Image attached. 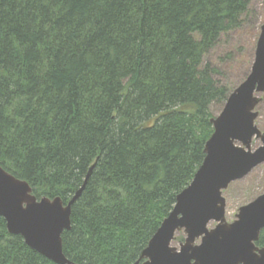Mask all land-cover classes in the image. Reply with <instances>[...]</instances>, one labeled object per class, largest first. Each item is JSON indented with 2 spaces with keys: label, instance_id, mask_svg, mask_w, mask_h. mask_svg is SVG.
<instances>
[{
  "label": "trees",
  "instance_id": "1",
  "mask_svg": "<svg viewBox=\"0 0 264 264\" xmlns=\"http://www.w3.org/2000/svg\"><path fill=\"white\" fill-rule=\"evenodd\" d=\"M249 1L0 0V168L65 205L93 166L61 235L72 263L143 262L229 94L203 58ZM4 221L0 264H53Z\"/></svg>",
  "mask_w": 264,
  "mask_h": 264
},
{
  "label": "water",
  "instance_id": "2",
  "mask_svg": "<svg viewBox=\"0 0 264 264\" xmlns=\"http://www.w3.org/2000/svg\"><path fill=\"white\" fill-rule=\"evenodd\" d=\"M264 92V25L257 39L250 74L211 119L213 132L204 144V159L189 185L177 194L169 215L149 240L135 264H264V247L256 245L264 229V194L241 206L235 220L225 219L224 191L264 162V134L255 126ZM261 146L251 150L252 140ZM81 187L65 205L59 198L36 200L28 183L0 168V217L10 235L53 264H74L62 251L61 235L70 230L71 206ZM214 222L213 228H208ZM185 235L179 248L175 235ZM199 240V243L196 241Z\"/></svg>",
  "mask_w": 264,
  "mask_h": 264
},
{
  "label": "rangeland",
  "instance_id": "3",
  "mask_svg": "<svg viewBox=\"0 0 264 264\" xmlns=\"http://www.w3.org/2000/svg\"><path fill=\"white\" fill-rule=\"evenodd\" d=\"M264 25V0H250L247 12L240 18L237 28L223 34L215 47L207 52L203 58V66L209 65L215 70L214 80L218 85L225 87L232 93L250 74L255 57L257 39ZM228 94V95H229ZM261 99L255 111L258 117L255 120L256 128L264 134V92L258 94ZM223 104H213L211 114L217 117ZM261 146L260 140L253 139L251 150ZM264 194V162L255 167L240 180L232 182L224 191L225 219L227 222L235 220L238 209ZM214 222L208 228H213ZM172 246L179 248L184 242L182 231L176 235ZM199 243V240L196 241Z\"/></svg>",
  "mask_w": 264,
  "mask_h": 264
}]
</instances>
